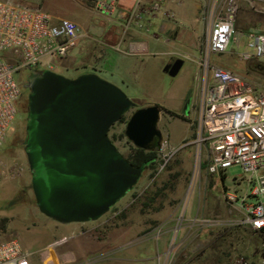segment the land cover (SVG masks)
<instances>
[{"label": "rangeland", "instance_id": "obj_1", "mask_svg": "<svg viewBox=\"0 0 264 264\" xmlns=\"http://www.w3.org/2000/svg\"><path fill=\"white\" fill-rule=\"evenodd\" d=\"M255 1L256 5L264 6L262 0ZM39 2L44 10L78 22L88 33L69 51L70 57L84 50L92 37L100 39L95 29L108 23L106 15L85 10L72 0ZM198 4L202 1L198 0ZM238 7L245 11L253 9L250 0H239ZM205 30V20L199 13L192 29L198 42ZM92 42L99 46L98 42ZM243 42L240 50L246 48ZM175 46L189 50L179 40ZM239 49L230 43L226 52L212 54L210 62L236 71L264 88V63L255 59L240 60ZM190 52L193 58H198L195 48ZM54 62V71L62 74L73 68L59 57ZM196 68L194 61L186 60L175 76L163 70L146 71L135 78L134 89L117 85L134 101L135 107L124 114V120L110 128L109 137L127 157L135 147L124 135L128 117L138 107L158 105L161 110L158 128L162 137L156 165L145 168L133 188L105 214L78 224V229L45 216L35 203L24 149L29 93L26 83L31 71L22 69L16 73L15 80L21 87L17 113L0 143V242L17 237L26 249L37 252L42 249V257L46 256L45 249H55L62 260L67 254L64 264H105L107 258L117 264H161L163 261L165 264H234L239 257L254 264L262 238L250 232L249 235L233 223L240 211L226 203L222 190L234 192L240 198L250 193L257 182H247L238 165L229 167L220 176L208 173L205 153L200 159L197 157L192 143V102L198 95ZM165 226L170 227V232L165 238L164 251L162 229ZM60 238L64 242L55 243ZM50 256H54L52 251ZM40 258L36 254V260Z\"/></svg>", "mask_w": 264, "mask_h": 264}, {"label": "built area", "instance_id": "obj_2", "mask_svg": "<svg viewBox=\"0 0 264 264\" xmlns=\"http://www.w3.org/2000/svg\"><path fill=\"white\" fill-rule=\"evenodd\" d=\"M117 0H94L98 11L111 9ZM136 0L132 15L162 11V0ZM239 0H208L202 17L206 30L198 42V95L193 104L194 139L197 157H207L206 170L217 176L238 165L247 182L257 184L240 198L222 190L226 203L240 211L234 224L260 235V258L264 264V88L254 81L210 62L212 54L226 52L230 43L239 49L240 60L264 63V32L238 31L234 27ZM254 5L255 0H250ZM168 17L173 14L165 12ZM82 37V27L70 18L56 16L35 6L14 0H0V143L17 113L21 87L15 74L22 69L55 70L56 58H63ZM243 39V40H242ZM64 242L60 238L55 243ZM32 251L17 237L0 242V264H64L55 249ZM52 251L53 257L50 256ZM50 253V254H49ZM39 254L40 261L36 260ZM234 264H248L243 257Z\"/></svg>", "mask_w": 264, "mask_h": 264}, {"label": "water", "instance_id": "obj_3", "mask_svg": "<svg viewBox=\"0 0 264 264\" xmlns=\"http://www.w3.org/2000/svg\"><path fill=\"white\" fill-rule=\"evenodd\" d=\"M175 58L163 71L175 76ZM28 117L24 149L39 211L59 222H85L105 214L137 183L145 165L134 166L109 137L110 128L135 107L117 85L95 72L68 77L54 70L27 77ZM160 107H138L124 135L152 150L162 137Z\"/></svg>", "mask_w": 264, "mask_h": 264}, {"label": "crops", "instance_id": "obj_4", "mask_svg": "<svg viewBox=\"0 0 264 264\" xmlns=\"http://www.w3.org/2000/svg\"><path fill=\"white\" fill-rule=\"evenodd\" d=\"M14 1L35 6L40 4V0ZM72 1L77 2L78 6L85 10L106 15L108 23L95 29L100 34V37H98L100 39H96L94 36L87 43L86 48L78 52L77 55L62 58L66 65L73 66L72 69L66 70V73H63L64 75L75 77L83 72H95L120 87L125 86L127 89H134L133 82L136 77L146 71L152 73L162 71L163 67L175 58H182L183 64L186 60H190L197 65L190 52L193 48L197 50L198 46V41L192 29L198 14L202 15L203 10L205 11L208 0H201V5L198 4V0H162L164 8L162 11L150 12L144 10V13L142 12L138 17L132 15L136 0H117L113 8L105 11H98L94 6V0H91V2L86 0ZM149 1L146 0L145 7L149 6ZM263 1L262 4H264ZM251 5L253 9L248 11L238 7L234 27L238 31L255 30L264 32V6L261 3L256 5V1L254 5L252 3ZM167 10L173 14L172 17L166 15ZM84 35H88V33L82 28V36ZM92 40L98 42L99 46L94 45ZM177 40L188 46L189 50L177 48L175 46ZM198 72L199 67L197 65L195 71L197 85ZM64 224L68 228L78 229L80 226L78 224H83V222ZM239 227L246 230L249 235L252 234L256 238H261L260 235L250 232L247 228ZM162 231L163 250L165 251V238L170 232V227L165 226ZM259 245L257 246L258 249ZM55 252L57 251L55 250ZM64 256L67 258V254ZM65 257L63 260L66 259ZM256 257L258 260L260 255L257 254ZM106 261L105 264H117L113 263L112 259L107 258ZM161 264H165V262L163 261Z\"/></svg>", "mask_w": 264, "mask_h": 264}, {"label": "trees", "instance_id": "obj_5", "mask_svg": "<svg viewBox=\"0 0 264 264\" xmlns=\"http://www.w3.org/2000/svg\"><path fill=\"white\" fill-rule=\"evenodd\" d=\"M121 120H124V115L121 117L120 121ZM158 147L159 145H157L152 150H144L141 148L133 147L131 153L125 158L128 159L134 166L144 164L145 168H152L156 165Z\"/></svg>", "mask_w": 264, "mask_h": 264}, {"label": "flooded vegetation", "instance_id": "obj_6", "mask_svg": "<svg viewBox=\"0 0 264 264\" xmlns=\"http://www.w3.org/2000/svg\"><path fill=\"white\" fill-rule=\"evenodd\" d=\"M173 60H174V59H173ZM173 60H171V61H173ZM171 61H170V62H171ZM187 100H188V97L185 98V102H186ZM26 115H28V112H26ZM126 193H127V192H126Z\"/></svg>", "mask_w": 264, "mask_h": 264}]
</instances>
